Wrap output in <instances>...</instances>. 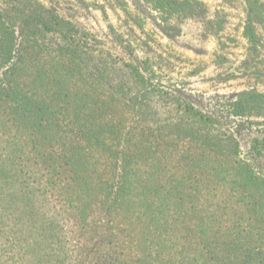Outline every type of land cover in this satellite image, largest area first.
<instances>
[{"label": "trees", "instance_id": "16d2710c", "mask_svg": "<svg viewBox=\"0 0 264 264\" xmlns=\"http://www.w3.org/2000/svg\"><path fill=\"white\" fill-rule=\"evenodd\" d=\"M138 1L156 28L121 0L101 36L0 0V264H264V0ZM192 20L205 59L172 51ZM211 68L231 124L190 91Z\"/></svg>", "mask_w": 264, "mask_h": 264}, {"label": "rangeland", "instance_id": "374dc122", "mask_svg": "<svg viewBox=\"0 0 264 264\" xmlns=\"http://www.w3.org/2000/svg\"><path fill=\"white\" fill-rule=\"evenodd\" d=\"M43 1L54 3L58 0ZM78 1H80L79 6L75 3V0H60L61 4L59 5V9L66 15L73 16L74 20H76L79 24L98 35L104 36V34L108 32V27L111 25L121 33L124 32V29L120 27L125 17L121 9V0ZM123 1L128 3V9L130 11H132L134 7L142 10L143 13H145V18H147L145 23H149L148 26L151 28H156L155 23H153V18H155L156 15L152 11H149L138 0ZM203 1L210 7L209 9L211 12H214V9H223L224 13L233 15V22L237 21L235 15H237L238 11L235 3L224 4L222 0ZM202 35V27L199 22L192 20L180 23L178 34L173 37L174 39L172 45L174 47H172V51L182 52L190 57L207 58L214 48V42H212V38L204 39ZM166 39L162 38L161 43L165 44L167 41ZM218 74L217 70L212 68L209 69L202 77L192 80L189 86L190 91L194 95L196 103L203 111L223 115L224 119H222V121L226 124H231V121L233 120L231 118H228L229 120L226 119L223 103L225 102L224 100H226L236 89L241 87L242 83L233 82V84H231L230 82H224V77H218ZM157 109L162 117L169 110L162 107H157ZM255 134L256 133L253 128L243 132L241 136V148L243 155L248 152L249 142L251 137L255 136ZM253 165L259 173L264 174V157L253 161Z\"/></svg>", "mask_w": 264, "mask_h": 264}]
</instances>
